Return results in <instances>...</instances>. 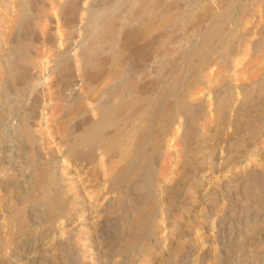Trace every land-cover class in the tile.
Wrapping results in <instances>:
<instances>
[{"label":"rangeland","instance_id":"374dc122","mask_svg":"<svg viewBox=\"0 0 264 264\" xmlns=\"http://www.w3.org/2000/svg\"><path fill=\"white\" fill-rule=\"evenodd\" d=\"M73 1L0 0V264H264V2Z\"/></svg>","mask_w":264,"mask_h":264},{"label":"bare ground","instance_id":"6f19581e","mask_svg":"<svg viewBox=\"0 0 264 264\" xmlns=\"http://www.w3.org/2000/svg\"><path fill=\"white\" fill-rule=\"evenodd\" d=\"M59 1V0H58ZM57 0H47V5H48V12L50 13V17H51V19H54L55 20V23L56 24H58L59 23V20H58V13H59V6H58V4H57V2H58ZM79 1H81V0H79ZM87 1V0H86ZM147 0H145V2H146ZM186 1V0H185ZM255 1V0H254ZM72 2H74L73 0H72ZM77 2V1H76ZM91 2V1H90ZM205 2H206V0H205ZM262 2H264V0H262ZM35 3V2H34ZM78 3V2H77ZM83 3H84V0H83ZM88 3V2H87ZM143 0L141 1V3H140V8L143 6ZM216 3V2H215ZM81 4V3H80ZM203 4V3H202ZM205 4V3H204ZM63 5V4H62ZM145 5V4H144ZM186 5V4H185ZM34 6V5H33ZM81 6H84V5H81ZM174 6V5H173ZM201 6H203V5H201ZM35 7V6H34ZM45 7V6H44ZM59 7V8H58ZM62 7V6H61ZM75 7H77V6H75ZM191 7V6H190ZM63 8V7H62ZM80 8V7H79ZM211 8V7H210ZM34 9V8H33ZM32 9V10H33ZM86 9V8H85ZM167 11H170L171 9H172V6L171 5H168L166 8H165ZM198 9H199V7H198ZM201 9V8H200ZM205 9H206V11H204V13L202 14V15H198V14H196V19H195V23L194 24H196V23H201V22H203V21H205V19H206V17H207V13L209 12V7H207L206 8V6H205ZM44 10H46V8L44 9ZM80 12H81V10H80ZM200 12V11H199ZM238 12H240V11H238ZM242 13V12H241ZM38 14V13H37ZM176 14V13H175ZM210 14V13H209ZM40 15V14H39ZM76 15H77V13H76ZM80 15V14H79ZM45 16V15H44ZM174 16V15H173ZM240 15H238V17H239ZM48 17H49V15H48ZM60 18V17H59ZM80 18V17H79ZM84 18V17H83ZM244 18V17H243ZM16 19H18V18H16ZM73 19V17H71V19H69V21H70V23H72L73 25L75 24H78V23H80V22H78V20H75V21H73L72 20ZM76 19V18H75ZM82 19V18H81ZM49 20V19H48ZM172 20H173V17H169V18H167L166 20L164 19V20H162L159 24H157V27H166V26H168L169 24H170V22H172ZM243 20V19H242ZM51 21V20H50ZM149 21V20H148ZM151 21H153V20H151ZM38 23H40V22H38ZM64 23V22H63ZM122 23V22H121ZM144 23H146V22H144ZM54 24V23H53ZM126 24V23H125ZM147 25H146V31L148 30H150V28H151V26H153V24L151 25L150 24V22H149V24L148 23H146ZM44 25L46 26V23H44ZM44 25L43 24H41L40 23V28L41 29H44L45 27H44ZM70 25V24H69ZM72 25V26H73ZM113 25V24H112ZM118 26H119V24H117ZM117 25H116V27H117ZM122 25V24H121ZM124 25V24H123ZM110 26V25H109ZM114 26H115V24H114ZM144 26V25H143ZM150 26V27H149ZM111 27V26H110ZM122 27V26H121ZM121 27L119 28V29H121ZM145 27V26H144ZM153 27H155V26H153ZM152 27V28H153ZM72 28V27H71ZM74 28V27H73ZM104 28V27H103ZM107 28V27H106ZM113 28V27H112ZM126 29V28H125ZM144 29V28H143ZM154 29V28H153ZM158 29V28H157ZM156 29V30H157ZM160 29V28H159ZM101 30V29H100ZM106 30V29H105ZM117 30V29H116ZM245 30V29H244ZM43 33H45L46 31H42ZM50 32H51V30H50ZM150 32V31H149ZM160 32H161V30H160ZM247 32V31H246ZM47 35V34H46ZM144 36V35H143ZM161 36V35H160ZM124 37V36H123ZM122 37V38H123ZM125 38V37H124ZM161 38V37H160ZM107 39V38H106ZM110 40V39H109ZM173 40V39H172ZM124 41H126V40H124ZM51 42V41H50ZM172 42V41H171ZM62 44V43H61ZM125 44V43H124ZM64 46V45H63ZM63 46H62V48H63ZM80 46V45H79ZM123 46V45H122ZM79 51V50H78ZM124 51V50H123ZM22 60H24V59H22ZM41 60V59H40ZM25 62H26V60H24ZM252 63L253 62H256V64H262L263 66H262V70L264 69V50L262 51V53H261V55L259 56V57H257L256 59H254V61H251ZM25 64V63H24ZM97 66V65H96ZM35 69H36V67H35ZM35 72V71H34ZM105 72V71H104ZM100 73V72H99ZM35 74V73H34ZM42 74V73H41ZM45 74V73H44ZM220 74H221V72L220 73H217L216 74V76L217 77H219L220 76ZM37 75V74H36ZM32 76H33V74H32ZM109 77V76H108ZM40 78V77H39ZM91 78V77H90ZM92 79V78H91ZM90 79V80H91ZM36 83H38V82H36ZM92 83V82H91ZM87 87H90V83H89V81H87ZM83 89V88H82ZM84 91V90H83ZM86 92V91H85ZM95 92V91H94ZM96 96V95H95ZM218 101V100H217ZM88 106V105H87ZM101 113H99L98 114V116H99V120H98V124H97V128L98 129H100L103 125H105V124H108V123H113L114 121H116V120H120L123 116H124V112H125V110H122V111H119V113H112L111 111H100ZM187 113V112H186ZM145 120V119H144ZM85 121V120H84ZM168 122H170L171 124L172 123H176L175 124V126H174V128H176V129H179V126H180V123H178V122H174V120H173V118L172 119H169L168 120ZM163 123V122H162ZM132 132H130L129 134H131ZM126 133H122V132H116V133H114V134H111L110 136H108V135H106L107 137L105 138L106 139V142H107V144H106V148H108V149H114V148H118L117 150H118V153H117V160L115 159H113V160H111V162L109 163V162H107V161H105V160H102L101 161V163H100V166H102L103 167V172L105 173V175L107 176L110 172H112V170L115 168L114 166V164H116V162L115 161H125L130 155H131V151H132V149H133V147H132V142H131V138H129L130 136H128V134H126ZM144 134H145V132H144ZM136 137H137V135H136ZM140 141V140H139ZM103 150V149H102ZM173 154V153H172ZM109 160V161H110ZM39 172V171H38Z\"/></svg>","mask_w":264,"mask_h":264}]
</instances>
